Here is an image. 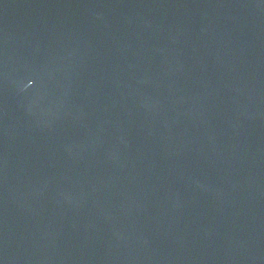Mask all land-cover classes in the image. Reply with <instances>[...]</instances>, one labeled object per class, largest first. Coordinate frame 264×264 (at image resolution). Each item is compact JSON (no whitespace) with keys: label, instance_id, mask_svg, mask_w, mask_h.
<instances>
[{"label":"water","instance_id":"95a60500","mask_svg":"<svg viewBox=\"0 0 264 264\" xmlns=\"http://www.w3.org/2000/svg\"><path fill=\"white\" fill-rule=\"evenodd\" d=\"M0 264H264V0H0Z\"/></svg>","mask_w":264,"mask_h":264}]
</instances>
